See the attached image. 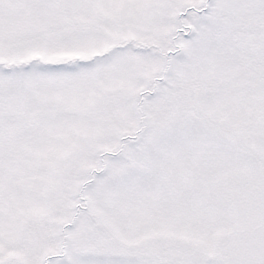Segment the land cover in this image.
Instances as JSON below:
<instances>
[{
    "label": "snow or ice",
    "instance_id": "1",
    "mask_svg": "<svg viewBox=\"0 0 264 264\" xmlns=\"http://www.w3.org/2000/svg\"><path fill=\"white\" fill-rule=\"evenodd\" d=\"M0 264H264V0H0Z\"/></svg>",
    "mask_w": 264,
    "mask_h": 264
}]
</instances>
